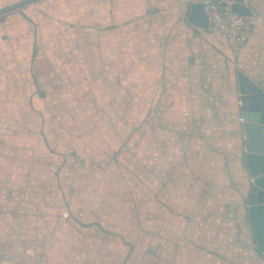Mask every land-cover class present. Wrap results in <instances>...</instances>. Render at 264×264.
I'll list each match as a JSON object with an SVG mask.
<instances>
[{
    "label": "crops",
    "instance_id": "0c3cea01",
    "mask_svg": "<svg viewBox=\"0 0 264 264\" xmlns=\"http://www.w3.org/2000/svg\"><path fill=\"white\" fill-rule=\"evenodd\" d=\"M21 1L0 0V10ZM188 3L34 0L0 13V264H264L247 215L251 179L235 158L240 149L230 130L243 133L237 71L264 91V0L253 1L252 33L232 71L225 64L231 50L219 35L188 22ZM52 22L60 34L50 38L71 41L70 60L75 48L85 86L101 60L96 47L84 56L80 37L91 39L96 27L111 24V76L135 88L140 123L156 132V152L182 153L157 157L169 168L155 176V239L111 238V224H102L98 211V221L85 226L84 214L69 210L77 183L99 178L66 171V129L53 119L68 112H54L53 103L67 100L53 96L52 58L35 45ZM50 51L69 55L66 47ZM236 116L237 126H227ZM133 246L146 249L132 253Z\"/></svg>",
    "mask_w": 264,
    "mask_h": 264
},
{
    "label": "rangeland",
    "instance_id": "374dc122",
    "mask_svg": "<svg viewBox=\"0 0 264 264\" xmlns=\"http://www.w3.org/2000/svg\"><path fill=\"white\" fill-rule=\"evenodd\" d=\"M47 24L50 28L40 32L44 33L43 38L35 39V45L38 48L42 46L45 53L52 58L54 69L51 92L53 96L61 93L67 100L65 106L61 107L53 103L54 112L59 113L60 110L68 112V115L63 116L61 120L53 119L55 127L61 123L66 129L68 150L62 152L68 155L65 162L66 171L71 174L74 168L75 175L83 174L86 178L95 175L99 178L93 182L89 179L90 182L77 183L79 190L74 189L68 194L69 210L73 216L77 217L83 213L85 226L98 221L95 220L97 215L95 212L98 211L100 222L106 226L111 224L105 227L107 234L111 233V238L133 242L155 239L158 236L159 225L155 217L156 202L152 200L155 198L154 192H157L155 176L156 172L160 176L158 170L165 171L169 168L160 167L157 157L161 158L163 153L170 152L173 153V158L180 159L182 153L164 151L159 155L160 152H156L158 142L154 134L156 132L149 128L144 129L140 123L141 120L138 117L140 102L139 96L133 92L135 88H130L124 81H117L111 76V24L96 27L91 34L93 39L80 37L79 41L83 44L80 49L84 56L89 55V47L99 48V51L95 49V55L94 52L92 55L99 57L101 63L96 73H89V77L91 75V80L87 81V84L90 83L89 86L81 82L82 72L79 71L81 59L77 60L75 48L72 54L74 58L70 60L71 41L61 40L59 37L51 39L50 35L59 36V28H56L54 22ZM45 25L43 24V28ZM35 27L40 29L37 25ZM94 34L98 35L95 37ZM65 47L69 48L68 58L57 55L58 58H56L50 51L63 50ZM237 57L231 53L225 60L228 70H235ZM74 110L80 113V116L76 117ZM100 115L101 117H98ZM110 115L111 117L105 118ZM90 116L93 117L89 118ZM238 122L240 121L236 116L230 121L227 120L226 125L236 124L237 126ZM153 123H156V120H153ZM234 128H230L236 142L234 147L240 149L235 158L240 160L246 168L243 133L238 126L236 131ZM161 137V133L157 135L160 140ZM59 154V152H53L54 157L58 158ZM76 158H81L84 166H79L78 163V166L74 167ZM184 158L187 159V156ZM59 162L64 164L62 161ZM62 174H64L63 171ZM71 183L70 180L68 184L75 186ZM89 203L91 209L88 207ZM69 210H67V218H71ZM135 249L140 251L146 248L133 246L132 253ZM155 249L154 247L150 250L155 253Z\"/></svg>",
    "mask_w": 264,
    "mask_h": 264
},
{
    "label": "water",
    "instance_id": "95a60500",
    "mask_svg": "<svg viewBox=\"0 0 264 264\" xmlns=\"http://www.w3.org/2000/svg\"><path fill=\"white\" fill-rule=\"evenodd\" d=\"M239 15L252 16L248 8L234 5ZM189 23L207 29L203 3L190 2ZM240 121L244 133V162L251 179L247 197V215L257 250L264 255V91L243 72L237 71Z\"/></svg>",
    "mask_w": 264,
    "mask_h": 264
},
{
    "label": "built area",
    "instance_id": "2783aa9c",
    "mask_svg": "<svg viewBox=\"0 0 264 264\" xmlns=\"http://www.w3.org/2000/svg\"><path fill=\"white\" fill-rule=\"evenodd\" d=\"M254 0H190L193 3H203L208 20L207 30L219 35L231 50L239 55L247 44L253 25V15H239L233 11L238 4L252 12ZM29 254V251H26Z\"/></svg>",
    "mask_w": 264,
    "mask_h": 264
},
{
    "label": "trees",
    "instance_id": "16d2710c",
    "mask_svg": "<svg viewBox=\"0 0 264 264\" xmlns=\"http://www.w3.org/2000/svg\"><path fill=\"white\" fill-rule=\"evenodd\" d=\"M34 0H23L13 6H9V7H6V8H3L0 10V13L2 12H6V11H11L13 9H16V8H21L23 6H25L26 4H29L30 2H33Z\"/></svg>",
    "mask_w": 264,
    "mask_h": 264
}]
</instances>
